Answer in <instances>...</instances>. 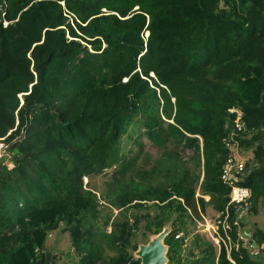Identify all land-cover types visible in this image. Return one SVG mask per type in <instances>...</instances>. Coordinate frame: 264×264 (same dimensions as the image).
Returning <instances> with one entry per match:
<instances>
[{
    "label": "trees",
    "instance_id": "16d2710c",
    "mask_svg": "<svg viewBox=\"0 0 264 264\" xmlns=\"http://www.w3.org/2000/svg\"><path fill=\"white\" fill-rule=\"evenodd\" d=\"M235 108L244 129L234 143L253 155L238 185L257 215L264 0H0V264H54L46 244L62 225L80 264H141L137 233L168 225V264H264L258 225L231 252L200 238L186 247L188 226L230 201L222 170ZM145 141L163 155L152 170L140 165ZM109 171L99 198L84 180ZM103 205L119 211L107 260L85 238Z\"/></svg>",
    "mask_w": 264,
    "mask_h": 264
},
{
    "label": "rangeland",
    "instance_id": "374dc122",
    "mask_svg": "<svg viewBox=\"0 0 264 264\" xmlns=\"http://www.w3.org/2000/svg\"><path fill=\"white\" fill-rule=\"evenodd\" d=\"M145 155L140 161V165L144 167L146 170H152L154 168V164L161 161L163 155L161 151H157L152 147V145L145 141ZM235 156L243 162L245 165L249 160L253 158L252 151L244 150L236 148L234 150ZM193 153L187 151L185 153H181V160L183 162H191V157ZM8 158V156H7ZM11 168L12 164L7 163ZM113 171L106 172L105 174L99 175L92 179H85V186L91 187L94 192L97 193L98 197H102L105 184L109 182L112 178ZM156 179H160L157 175H154L152 180L155 182ZM197 197H200V193H197ZM209 201L208 198L205 199ZM105 205L101 207V216L98 220H90L88 224L85 226V238L88 239L89 235L94 234V242L97 245H100L103 250L102 257L104 259H109L110 257L116 255V252L111 251L107 248V237L106 235H111L113 232V227L111 223L114 220H117L119 217V211L113 210V212L107 208H104ZM153 214V213H152ZM219 214L212 210L211 207L207 209L206 214L202 215V219L197 220L194 224H190L188 226V240L187 246L194 245V242L198 240V244L203 242H210L214 244V246H218L215 242V234L214 228L216 221L218 220ZM110 219V225L108 227L105 226V222ZM258 225L260 228L264 230V204L260 205L258 208V214H251L246 219L244 218L241 221L240 229L242 233L252 232L254 226ZM171 225H168L162 234L170 233ZM244 235V234H243ZM158 236H150L145 232L143 228L137 233L135 243L138 244L139 248L142 246H147L151 242H153ZM165 245V244H164ZM47 251L52 255L54 264H80V260L82 259V255H79L72 245V238L69 232L65 231V225H62L59 230L52 232L49 235L46 244ZM167 248V246H165ZM192 248V247H191ZM264 256V253L262 257ZM137 258V253L135 254ZM165 264H168L166 262Z\"/></svg>",
    "mask_w": 264,
    "mask_h": 264
},
{
    "label": "built area",
    "instance_id": "2783aa9c",
    "mask_svg": "<svg viewBox=\"0 0 264 264\" xmlns=\"http://www.w3.org/2000/svg\"><path fill=\"white\" fill-rule=\"evenodd\" d=\"M230 113L236 115L234 120L235 130L231 133V139L226 142L230 150V157L222 170V181L231 188L230 201L225 211L219 214L213 230L215 242L218 245L217 247L220 248L224 245L229 252L235 246L238 248L240 241H243L245 246H247L252 236L251 232L242 233L240 229L241 221L249 217L252 213V193L250 189L238 185V174L243 172L245 165L234 154V150L238 148L234 143V137L237 136V132H242L244 129V114L236 108L230 110ZM6 149L7 146L3 141H0V160L8 156ZM235 229H238V240L236 241V245L233 246L234 241L232 240L231 234ZM179 237L177 236V238ZM250 249L253 256H259V249L256 245H250Z\"/></svg>",
    "mask_w": 264,
    "mask_h": 264
},
{
    "label": "water",
    "instance_id": "95a60500",
    "mask_svg": "<svg viewBox=\"0 0 264 264\" xmlns=\"http://www.w3.org/2000/svg\"><path fill=\"white\" fill-rule=\"evenodd\" d=\"M168 234L161 233L153 242L139 248L137 258L141 260V264H165L168 262V249L164 245V240Z\"/></svg>",
    "mask_w": 264,
    "mask_h": 264
},
{
    "label": "crops",
    "instance_id": "0c3cea01",
    "mask_svg": "<svg viewBox=\"0 0 264 264\" xmlns=\"http://www.w3.org/2000/svg\"><path fill=\"white\" fill-rule=\"evenodd\" d=\"M197 221V220H196ZM172 228V227H171ZM172 230V229H171ZM171 232V231H170ZM179 236H182V234L181 235H179ZM189 236V235H188ZM188 239H186V241H187ZM210 243V242H209ZM186 247H187V250H189V249H192L193 247H194V245L193 246H190V248L187 246V242H186ZM192 247V248H191ZM217 247V246H216Z\"/></svg>",
    "mask_w": 264,
    "mask_h": 264
}]
</instances>
